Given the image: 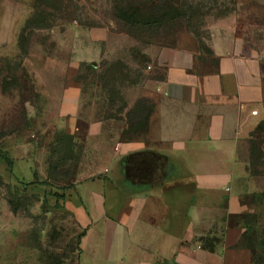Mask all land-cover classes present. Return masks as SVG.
Here are the masks:
<instances>
[{"label": "crops", "instance_id": "obj_1", "mask_svg": "<svg viewBox=\"0 0 264 264\" xmlns=\"http://www.w3.org/2000/svg\"><path fill=\"white\" fill-rule=\"evenodd\" d=\"M232 7L148 50L144 130L68 98L76 107L57 133L81 141L87 163L63 190L68 264H248L244 239L264 234V0Z\"/></svg>", "mask_w": 264, "mask_h": 264}, {"label": "rangeland", "instance_id": "obj_2", "mask_svg": "<svg viewBox=\"0 0 264 264\" xmlns=\"http://www.w3.org/2000/svg\"><path fill=\"white\" fill-rule=\"evenodd\" d=\"M233 1L0 0V152L13 162L0 176V264H57L75 250V226L51 196L87 174L81 141L57 133L76 107L68 98L138 126L152 107L148 50L183 43ZM255 139L264 145V127ZM243 243L248 264H264V234Z\"/></svg>", "mask_w": 264, "mask_h": 264}, {"label": "trees", "instance_id": "obj_3", "mask_svg": "<svg viewBox=\"0 0 264 264\" xmlns=\"http://www.w3.org/2000/svg\"><path fill=\"white\" fill-rule=\"evenodd\" d=\"M128 15V14H127ZM124 19L125 21H131L130 18H121ZM194 32V31H193ZM22 48V47H21ZM152 113V107H151V112H149V114L147 116H145L143 119L140 120L138 126L136 125V127H133L130 123V121L128 120L127 117H125L126 121H127V128L125 129V132L127 133H135L136 131H140V130H144L147 126V122L148 119L150 117ZM105 119H118L120 120L121 117H117V116H113V115H108L106 117H103ZM0 158L3 160V162L5 163V168L7 170V172L9 174H12V160L10 158H8L6 153L0 152ZM34 178H36V175L34 174ZM35 182L30 183V185L35 187ZM47 193L43 192V197L44 199L47 197ZM51 196L54 198L55 203L53 204V208L55 209H61L62 208V204H60V202H62L64 200V194H58V193H52ZM44 202H46V200H44Z\"/></svg>", "mask_w": 264, "mask_h": 264}, {"label": "built area", "instance_id": "obj_4", "mask_svg": "<svg viewBox=\"0 0 264 264\" xmlns=\"http://www.w3.org/2000/svg\"><path fill=\"white\" fill-rule=\"evenodd\" d=\"M256 113H257L256 111H253V112H252V115H256Z\"/></svg>", "mask_w": 264, "mask_h": 264}, {"label": "water", "instance_id": "obj_5", "mask_svg": "<svg viewBox=\"0 0 264 264\" xmlns=\"http://www.w3.org/2000/svg\"><path fill=\"white\" fill-rule=\"evenodd\" d=\"M92 65H94V64H92Z\"/></svg>", "mask_w": 264, "mask_h": 264}]
</instances>
